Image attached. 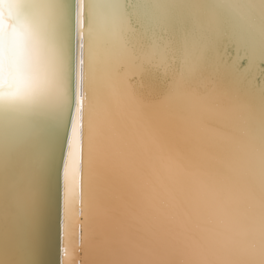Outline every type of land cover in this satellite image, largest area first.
Instances as JSON below:
<instances>
[{
  "label": "snow or ice",
  "instance_id": "1",
  "mask_svg": "<svg viewBox=\"0 0 264 264\" xmlns=\"http://www.w3.org/2000/svg\"><path fill=\"white\" fill-rule=\"evenodd\" d=\"M9 4L0 264H264V0Z\"/></svg>",
  "mask_w": 264,
  "mask_h": 264
},
{
  "label": "water",
  "instance_id": "2",
  "mask_svg": "<svg viewBox=\"0 0 264 264\" xmlns=\"http://www.w3.org/2000/svg\"><path fill=\"white\" fill-rule=\"evenodd\" d=\"M80 37L79 33L77 32V38H76V47H77V57L79 58L80 54ZM237 52L236 50L229 49L226 56H224V59L228 61L230 64L232 61L235 65V70L237 73L241 72L247 65L248 60L245 58H241L237 60ZM260 69H264V63H261L259 65ZM255 75L257 77V84L261 82L260 72L257 70L255 72ZM245 77H249L248 70L245 71ZM250 78V77H249ZM82 235V233H81ZM43 249H44V256H43V262L44 264H64V238L63 233L59 229L56 217L53 215L50 220L48 221L46 225V229L44 232L43 237ZM81 255L82 251L79 252V255L75 258L74 263L72 264H81Z\"/></svg>",
  "mask_w": 264,
  "mask_h": 264
},
{
  "label": "bare ground",
  "instance_id": "3",
  "mask_svg": "<svg viewBox=\"0 0 264 264\" xmlns=\"http://www.w3.org/2000/svg\"><path fill=\"white\" fill-rule=\"evenodd\" d=\"M233 61L229 65H233ZM249 69V62L247 63L246 67L239 73L236 72L235 66L233 67V71L239 77H245V71ZM81 264H101L100 257L95 253V251L89 250L87 255L85 256V252L82 251L81 255ZM75 260L72 262L74 263ZM77 264V263H76Z\"/></svg>",
  "mask_w": 264,
  "mask_h": 264
},
{
  "label": "clouds",
  "instance_id": "4",
  "mask_svg": "<svg viewBox=\"0 0 264 264\" xmlns=\"http://www.w3.org/2000/svg\"><path fill=\"white\" fill-rule=\"evenodd\" d=\"M0 13L3 14L6 23L8 24L13 23L14 17L10 9L9 0H3V2L0 3Z\"/></svg>",
  "mask_w": 264,
  "mask_h": 264
}]
</instances>
